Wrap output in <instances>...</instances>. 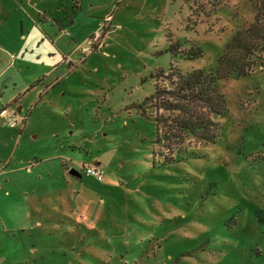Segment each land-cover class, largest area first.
Masks as SVG:
<instances>
[{"label": "rangeland", "instance_id": "obj_1", "mask_svg": "<svg viewBox=\"0 0 264 264\" xmlns=\"http://www.w3.org/2000/svg\"><path fill=\"white\" fill-rule=\"evenodd\" d=\"M260 1L0 0V264H264V66L218 81L219 137L176 163L134 107L167 36L203 50L183 71L214 70Z\"/></svg>", "mask_w": 264, "mask_h": 264}, {"label": "trees", "instance_id": "obj_2", "mask_svg": "<svg viewBox=\"0 0 264 264\" xmlns=\"http://www.w3.org/2000/svg\"><path fill=\"white\" fill-rule=\"evenodd\" d=\"M254 9L253 21L237 29L226 42L214 70L183 71L178 66L179 60H198L203 50L194 44L183 47L181 42L167 36L164 52L169 54L170 63L166 69L158 68L149 75L154 80L152 92L134 105L142 117L154 121L156 135L152 143L167 152L161 155L164 164L178 162L184 145L204 147L214 144L219 137L220 124L216 118L227 112L219 80L245 77L255 67L264 66V0ZM144 81L146 78L141 79V83ZM149 106L153 108L152 114L146 111ZM152 155L155 166V150ZM262 215V210L255 211L257 221L264 225Z\"/></svg>", "mask_w": 264, "mask_h": 264}, {"label": "crops", "instance_id": "obj_3", "mask_svg": "<svg viewBox=\"0 0 264 264\" xmlns=\"http://www.w3.org/2000/svg\"><path fill=\"white\" fill-rule=\"evenodd\" d=\"M58 11H60V10H58ZM53 17H51V18H49V19H52ZM72 23V22H71ZM49 26L50 27H52V26H56V25H54V24H51L50 22H49ZM57 28H58V30H60L61 29V27L62 26H56ZM46 34V33H45ZM47 35V34H46ZM78 49V47L76 46L74 49H73V51L72 52H75L76 50ZM57 50H59L58 48H56V46L54 45V42L52 41V39L48 36V37H46V39H44V55L47 57V59H49V58H51L52 56H57V58L58 57H60L59 55H57L56 54V51ZM63 53V52H62ZM49 57V58H48ZM66 57H68V56H66ZM61 58H62V60L63 61H65V55H64V53H63V56H61ZM56 59V58H55ZM57 60H59V59H57ZM56 60V61H57ZM57 63V62H56ZM46 76H48V75H44V76H42L41 78H39V79H37V80H35L34 81V83H36L35 85H37V83H39V82H42L43 81V79L44 80H46ZM39 81V82H38ZM45 87H53L52 86V84H51V86H50V84H48L47 86H45ZM12 101H15V100H12ZM18 108H20V107H18ZM17 108V109H18ZM2 110H5L6 112H7V107H1L0 108V113H1V111ZM20 132V131H19ZM8 164H7V162H4V166L2 167V172L1 173H4V169H5V167L7 166ZM97 165V164H96ZM0 173V174H1ZM0 201H1V199H0ZM0 205H1V202H0ZM1 221V220H0ZM1 223H2V221H1ZM36 224L37 225H40V222H36ZM2 225H3V223H2ZM4 225H3V229H4ZM24 231L25 230H22L21 231V235L24 233ZM29 237H30V242H29V245L28 244H26V245H24V246H30V248H29V251H31L32 252V250H33V248H32V242H34V240H35V237L33 236V235H29ZM14 238H15V236H14ZM23 239V237H21V240ZM22 253V252H21Z\"/></svg>", "mask_w": 264, "mask_h": 264}, {"label": "built area", "instance_id": "obj_4", "mask_svg": "<svg viewBox=\"0 0 264 264\" xmlns=\"http://www.w3.org/2000/svg\"><path fill=\"white\" fill-rule=\"evenodd\" d=\"M94 34H96V33H94ZM96 39H97V37H94V36L93 37H89L87 39L88 45L84 49H80V50L84 53L85 51H89V49H92V48L95 49L96 45L98 44L97 43L98 41H96ZM5 113H6V111L3 110V111H1L0 114H5ZM14 124L15 123H13V122L9 123L10 127H13ZM81 172L84 175L92 177L93 179H95L97 181H101L103 176H104L103 170L99 166H97L95 164H86V163L83 164L81 166Z\"/></svg>", "mask_w": 264, "mask_h": 264}, {"label": "water", "instance_id": "obj_5", "mask_svg": "<svg viewBox=\"0 0 264 264\" xmlns=\"http://www.w3.org/2000/svg\"><path fill=\"white\" fill-rule=\"evenodd\" d=\"M70 173L73 175V176H76V177H80V173L74 171V170H71Z\"/></svg>", "mask_w": 264, "mask_h": 264}]
</instances>
